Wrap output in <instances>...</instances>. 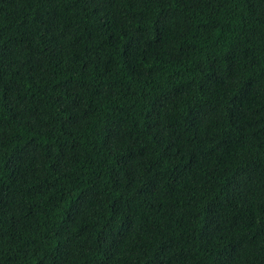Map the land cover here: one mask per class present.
Returning a JSON list of instances; mask_svg holds the SVG:
<instances>
[{
	"label": "trees",
	"instance_id": "trees-1",
	"mask_svg": "<svg viewBox=\"0 0 264 264\" xmlns=\"http://www.w3.org/2000/svg\"><path fill=\"white\" fill-rule=\"evenodd\" d=\"M0 264H264V0H0Z\"/></svg>",
	"mask_w": 264,
	"mask_h": 264
}]
</instances>
